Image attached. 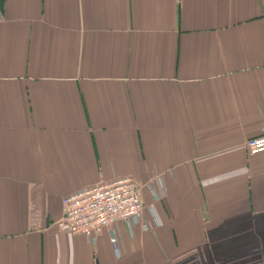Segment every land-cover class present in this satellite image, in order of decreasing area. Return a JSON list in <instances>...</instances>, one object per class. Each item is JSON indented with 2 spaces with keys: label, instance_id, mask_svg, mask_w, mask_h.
Masks as SVG:
<instances>
[{
  "label": "crops",
  "instance_id": "crops-1",
  "mask_svg": "<svg viewBox=\"0 0 264 264\" xmlns=\"http://www.w3.org/2000/svg\"><path fill=\"white\" fill-rule=\"evenodd\" d=\"M263 126L264 0H3L0 264H264ZM124 176L150 229H58Z\"/></svg>",
  "mask_w": 264,
  "mask_h": 264
},
{
  "label": "built area",
  "instance_id": "built-area-1",
  "mask_svg": "<svg viewBox=\"0 0 264 264\" xmlns=\"http://www.w3.org/2000/svg\"><path fill=\"white\" fill-rule=\"evenodd\" d=\"M248 153L264 151V126L261 134L247 139ZM157 183L158 187L155 186ZM146 187L155 201L164 196V183L161 176L152 178L143 184L132 176L115 178L110 183H99L81 188L62 198L63 214L56 222L59 230L69 234H83L95 241L103 229L118 222L133 227L137 224L148 230L151 225L142 219L143 201L141 191ZM113 232V231H112ZM110 242L115 256L120 254L116 238L111 234Z\"/></svg>",
  "mask_w": 264,
  "mask_h": 264
},
{
  "label": "water",
  "instance_id": "water-1",
  "mask_svg": "<svg viewBox=\"0 0 264 264\" xmlns=\"http://www.w3.org/2000/svg\"><path fill=\"white\" fill-rule=\"evenodd\" d=\"M2 2L3 0H0V12H2Z\"/></svg>",
  "mask_w": 264,
  "mask_h": 264
}]
</instances>
